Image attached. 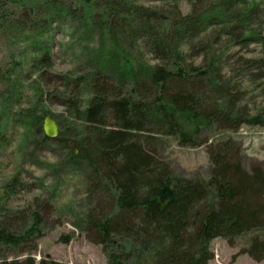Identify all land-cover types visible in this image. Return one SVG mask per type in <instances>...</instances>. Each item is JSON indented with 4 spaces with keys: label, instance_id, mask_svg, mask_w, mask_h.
Here are the masks:
<instances>
[{
    "label": "trees",
    "instance_id": "1",
    "mask_svg": "<svg viewBox=\"0 0 264 264\" xmlns=\"http://www.w3.org/2000/svg\"><path fill=\"white\" fill-rule=\"evenodd\" d=\"M125 1L108 5L100 18L89 21L103 36L101 50L84 58L92 66L81 82L94 93L83 111L74 110L83 127L60 122L55 140L75 147L71 159L86 163L91 191L110 197L107 211L89 213L82 221L108 264H208L212 240L230 242L264 228V176L259 170L246 173L241 147L226 139L208 147L213 170L207 184L174 177L158 159L152 135L195 148L208 144L207 138L201 140L205 132L263 126L264 109L251 116L241 106V86L233 83L234 72L224 71L215 47L225 38L234 47L256 44L264 50V0H206L200 11L197 0H190L191 13L184 16L174 3L167 12L129 9ZM207 32V38L200 37ZM192 40L182 53L180 46ZM137 41L150 51L153 63L136 60ZM42 63H47L44 57ZM251 63L241 59L235 73L246 72ZM107 118L113 125H106ZM40 121L35 125L45 143L49 139L40 132ZM64 133L73 138L70 143L61 138ZM211 187L219 190L212 200ZM30 216L24 229L0 221L1 248L28 245L33 250L43 219L38 212ZM69 241L70 236L60 239ZM245 252L261 260L264 242L252 239ZM0 264L34 261L27 257Z\"/></svg>",
    "mask_w": 264,
    "mask_h": 264
},
{
    "label": "rangeland",
    "instance_id": "2",
    "mask_svg": "<svg viewBox=\"0 0 264 264\" xmlns=\"http://www.w3.org/2000/svg\"><path fill=\"white\" fill-rule=\"evenodd\" d=\"M119 1L0 0V221L24 229L34 212L43 219L33 250L29 251L28 245L19 249L0 247V263L32 257L34 264H108V256L100 245L90 241L92 233L82 221L89 213L96 216L107 211L110 197L103 191H91L86 163L71 159V151L77 155L73 145L67 149L55 139L41 142L35 120L42 117V133L46 117L58 125L65 121L83 127L82 118L74 110L77 107L83 111L94 93L90 85L81 82L92 66L84 58L100 51L101 38L103 41L89 21L100 18L108 5ZM205 1L197 0L195 10L205 8ZM172 3L181 16L191 13L190 0H126L125 6L169 12ZM190 42L193 40L180 46L182 53ZM215 48L224 71L234 72L233 83L241 86V106L251 116L257 115L264 109V50L256 44L234 47L225 38ZM135 52L136 60L153 63L150 51L139 41ZM43 57L47 63H42ZM241 59L252 63L246 72L236 74ZM106 125H113V121L107 118ZM64 137L68 143L73 139L66 133ZM152 137L158 159L174 177L207 184L213 170L208 147L226 139L241 147L240 162L246 173L259 170L264 176V124L242 126L236 133L205 132L201 140L207 138L208 144L195 148H182L169 137ZM208 193L210 200L219 196V190L212 187ZM67 236L68 243L60 242ZM252 239L264 242V228L230 242L212 240L208 264H264V256L256 261L245 252Z\"/></svg>",
    "mask_w": 264,
    "mask_h": 264
},
{
    "label": "water",
    "instance_id": "3",
    "mask_svg": "<svg viewBox=\"0 0 264 264\" xmlns=\"http://www.w3.org/2000/svg\"><path fill=\"white\" fill-rule=\"evenodd\" d=\"M42 130L46 138L49 140L56 139L59 135L58 124L50 117H46L43 120Z\"/></svg>",
    "mask_w": 264,
    "mask_h": 264
}]
</instances>
